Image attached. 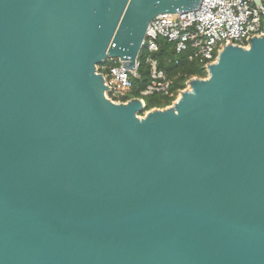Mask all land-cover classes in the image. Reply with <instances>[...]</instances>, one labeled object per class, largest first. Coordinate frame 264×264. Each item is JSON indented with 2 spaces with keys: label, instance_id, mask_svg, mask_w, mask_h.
Here are the masks:
<instances>
[{
  "label": "water",
  "instance_id": "95a60500",
  "mask_svg": "<svg viewBox=\"0 0 264 264\" xmlns=\"http://www.w3.org/2000/svg\"><path fill=\"white\" fill-rule=\"evenodd\" d=\"M202 2L0 0V264H264V37L144 116L98 72Z\"/></svg>",
  "mask_w": 264,
  "mask_h": 264
},
{
  "label": "built area",
  "instance_id": "2783aa9c",
  "mask_svg": "<svg viewBox=\"0 0 264 264\" xmlns=\"http://www.w3.org/2000/svg\"><path fill=\"white\" fill-rule=\"evenodd\" d=\"M264 18V0H203L199 10L162 15L156 18L148 28L143 48L149 53L147 63L151 67V83L143 96L162 94L171 96V81L159 68L152 55L159 51L158 40L165 39L176 45L178 54L190 53V60L199 61L207 70L217 62L219 54L226 46L249 48L248 39L264 37L262 19ZM118 66L102 67L105 84L115 103L121 102L124 95L132 90L131 78H138V62L132 72L119 60ZM208 71V70H207ZM143 100V99H142Z\"/></svg>",
  "mask_w": 264,
  "mask_h": 264
},
{
  "label": "trees",
  "instance_id": "16d2710c",
  "mask_svg": "<svg viewBox=\"0 0 264 264\" xmlns=\"http://www.w3.org/2000/svg\"><path fill=\"white\" fill-rule=\"evenodd\" d=\"M262 25L264 29V18L262 19ZM159 51L152 56L158 60L159 68L164 71L168 79L171 81V96H164L162 94H153L149 96H143L142 93L147 90L151 83V67L147 63L149 53L147 48L144 47L138 58L140 67L138 69V78H131L133 82V88L127 92L122 98L121 102H128L132 99H143L146 105V110L141 116H144L146 112L154 109H165L172 106V104L178 99L180 93L187 88V83L193 78L206 79L208 72L199 61L190 60V53L185 52L178 54L176 51V45L168 42L165 39L158 40ZM117 61H107L99 65V70L102 73V67H115L118 66ZM112 98V94H109ZM113 99V98H112ZM113 101H116L113 99Z\"/></svg>",
  "mask_w": 264,
  "mask_h": 264
},
{
  "label": "rangeland",
  "instance_id": "374dc122",
  "mask_svg": "<svg viewBox=\"0 0 264 264\" xmlns=\"http://www.w3.org/2000/svg\"><path fill=\"white\" fill-rule=\"evenodd\" d=\"M179 97H180V95H179ZM179 97H178V99H179Z\"/></svg>",
  "mask_w": 264,
  "mask_h": 264
}]
</instances>
